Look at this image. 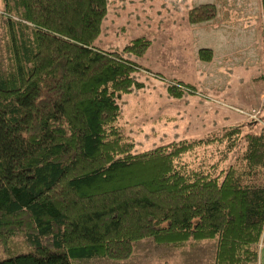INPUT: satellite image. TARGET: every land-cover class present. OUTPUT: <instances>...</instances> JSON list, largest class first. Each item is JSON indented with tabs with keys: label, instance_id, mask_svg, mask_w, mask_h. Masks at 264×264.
<instances>
[{
	"label": "trees",
	"instance_id": "trees-1",
	"mask_svg": "<svg viewBox=\"0 0 264 264\" xmlns=\"http://www.w3.org/2000/svg\"><path fill=\"white\" fill-rule=\"evenodd\" d=\"M3 5L13 14L5 12L0 65V264L122 259L144 237L175 247L213 239L212 264H259L262 119L250 117L256 128L238 121L135 151L117 99L143 85L132 56L144 53L149 38L119 49L95 45L107 0ZM260 7L264 14V0ZM216 9L200 2L186 18L207 20ZM197 55L209 60L212 48ZM178 83L183 88L166 86L173 96L195 89ZM220 143L221 155L208 164L186 158ZM222 159L228 162L218 168Z\"/></svg>",
	"mask_w": 264,
	"mask_h": 264
},
{
	"label": "rangeland",
	"instance_id": "rangeland-1",
	"mask_svg": "<svg viewBox=\"0 0 264 264\" xmlns=\"http://www.w3.org/2000/svg\"><path fill=\"white\" fill-rule=\"evenodd\" d=\"M206 1L221 3V0H107L95 45L119 49L136 36L144 35L150 40L142 55L132 56L141 65L133 75L143 85L123 92L117 99L119 124L133 139L135 151L202 136L230 124L224 115L233 116L235 122L253 120L234 107L246 111L251 105L261 108L258 116L264 123V14L255 13L259 0H250L253 12L248 9L246 19L242 17L241 22L230 24L229 28L220 26L215 30L186 19L187 5ZM246 4L242 3L245 7ZM4 6L0 0V65L6 59L5 12L13 14ZM239 8L241 14L246 11L243 6ZM210 45L214 47V55L209 60L200 59L197 49ZM178 80L195 85V89L183 91L180 96L171 95L166 86L172 83L183 88ZM252 123L258 127V121ZM223 147L224 143L199 147L196 156L186 158L194 159L195 163L204 157L202 160L208 164L221 155L219 150ZM227 162L228 159L218 161V168ZM258 247L264 264V239ZM213 253V239H202L195 246L175 247L144 237L134 241L126 258L93 257L83 263L212 264ZM2 255L5 253L0 250Z\"/></svg>",
	"mask_w": 264,
	"mask_h": 264
},
{
	"label": "crops",
	"instance_id": "crops-1",
	"mask_svg": "<svg viewBox=\"0 0 264 264\" xmlns=\"http://www.w3.org/2000/svg\"><path fill=\"white\" fill-rule=\"evenodd\" d=\"M245 2L247 3L246 7L244 5H242V3H245ZM218 4H221V5H218ZM218 4H215L216 8H217L216 14L212 18L197 22L198 25H200V27L205 28L207 30L208 29H214L215 30L216 28H219L220 26H222V27L224 26V27L229 28L230 24L235 25V24L241 22L242 17L244 19H246V15L248 14V9L250 10V12H253L252 8L254 5L250 2V0H221V3H218ZM258 5H259L258 6L259 8L256 9L255 13L257 16H261L262 10L260 7V0H259ZM190 6H192V5H187V7L185 9V14H186L187 9ZM242 6L246 9V11L242 12V14H241V9L239 7H242ZM259 18H261V17H259ZM218 20H221L220 24L216 23V22H218ZM199 23H202V24H199ZM221 39H225V37L224 38L221 37ZM210 46L212 48V56H213L214 55V47L212 45H210ZM143 60H145V58H143ZM144 66L146 67V65H144ZM232 92H233V90H232ZM160 93L161 92H157V94L159 96L161 95ZM262 101H263V99H262V97H260V99H259L260 105L262 104ZM177 103H178V101H177ZM251 108H253V105H251ZM224 117L227 120L226 122L234 123L236 121V119H234L233 116L224 115ZM260 251H261V248L259 249V253H260ZM258 258H259V261H258L259 264H262L261 255L259 256V254H258Z\"/></svg>",
	"mask_w": 264,
	"mask_h": 264
},
{
	"label": "built area",
	"instance_id": "built-area-1",
	"mask_svg": "<svg viewBox=\"0 0 264 264\" xmlns=\"http://www.w3.org/2000/svg\"><path fill=\"white\" fill-rule=\"evenodd\" d=\"M235 109L239 110L240 112H243L246 116L248 117H252V118H255V119H258L259 116V109L257 108H251L249 111H246L244 109H241V108H237V107H234Z\"/></svg>",
	"mask_w": 264,
	"mask_h": 264
}]
</instances>
